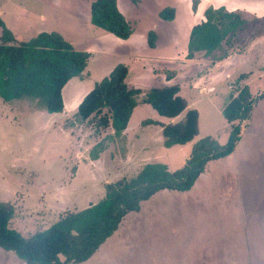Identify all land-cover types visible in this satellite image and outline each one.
Segmentation results:
<instances>
[{"label":"rangeland","instance_id":"1","mask_svg":"<svg viewBox=\"0 0 264 264\" xmlns=\"http://www.w3.org/2000/svg\"><path fill=\"white\" fill-rule=\"evenodd\" d=\"M83 2L68 0L60 4L68 9L70 4ZM32 4L34 0H0L1 18L18 40H28L43 30L58 31L65 40L82 47L97 28L101 36L105 33L99 27L75 30L79 18L63 8L58 21L50 18V24L41 25L37 10L42 3ZM245 17L248 23L235 34L236 47L264 31V15ZM103 43L102 49H94L95 67L108 66L118 54L111 50L114 42ZM133 50L123 52L122 58L120 53L121 61L127 62V55L138 51ZM248 57V65L240 71L252 68L254 77L264 66V51L258 54L251 50ZM261 79L264 77L252 79L254 91L263 85ZM234 81L233 77H223L214 90L204 93L183 89V96L199 109L198 136L211 135L220 144L227 141L229 125L221 111L230 94L229 83L233 86ZM253 97L255 102L257 96ZM148 108L152 112L137 114L128 132L121 134L97 127L99 115L79 121L72 113H47L29 98H0V200L13 205L9 227L29 236L47 228L62 214L97 202L105 194V183L132 177L144 164L162 163L168 170L180 167L189 156L192 142L173 144L165 161L155 160L153 152L160 154L158 148L163 146L162 129L159 124L136 120L144 115L162 122L168 118ZM186 109L178 114L177 121L183 119ZM263 109L264 103L258 106V112L264 115ZM250 122L242 121V130L247 125L251 129ZM259 135L248 143L250 152L243 153L242 144L236 153L208 161L188 191L163 189L141 201L138 212L125 216L120 236L105 240L97 254L75 264H264V135ZM195 136L191 139L194 142L200 138ZM106 144L98 158L90 161ZM178 150L186 152L184 159ZM140 214L145 222L143 217L138 219ZM0 264L26 262L0 247Z\"/></svg>","mask_w":264,"mask_h":264},{"label":"trees","instance_id":"2","mask_svg":"<svg viewBox=\"0 0 264 264\" xmlns=\"http://www.w3.org/2000/svg\"><path fill=\"white\" fill-rule=\"evenodd\" d=\"M196 3L197 0L192 1V8ZM173 13V8L166 7L159 16L170 19ZM90 15L93 25L119 38L126 39L131 34L115 0H94ZM245 15L229 12L223 7L206 9L205 20L191 29L187 57L203 52L205 56L221 59L236 50L240 45L233 47L232 44L238 30L248 23ZM0 24V98L4 101L29 98L48 113L61 112L62 87L70 78L82 77L90 54L75 49L55 31H42L28 40L18 41L1 21ZM153 37L150 32V45ZM127 72V66L118 63L82 97L73 116L85 121L99 115L95 121L97 127H109L115 133H121L138 102L137 95L142 92L140 88L127 87ZM245 76L241 73L235 79L233 93L237 94H229L222 109L223 117L229 122L225 144L205 135L193 143L189 157L179 168L171 171L162 163L144 164L132 177L105 183V194L97 202L64 213L47 228L26 237L9 227L14 208L11 203L0 200V247L15 252L26 264L82 263L117 229L126 213L139 209L141 201L163 189L189 190L208 161L231 154L240 139V124L250 117L254 101L248 85L241 83ZM178 91L177 84L152 87L144 91L141 101L161 116L175 117L187 107L185 98ZM147 123L157 122L148 118L142 122ZM161 127L165 146L188 142L198 133V111L187 108L183 119L161 124Z\"/></svg>","mask_w":264,"mask_h":264},{"label":"crops","instance_id":"3","mask_svg":"<svg viewBox=\"0 0 264 264\" xmlns=\"http://www.w3.org/2000/svg\"><path fill=\"white\" fill-rule=\"evenodd\" d=\"M66 1L68 0H34V4H36L37 2L42 3V6H39L41 9L37 10L40 24H50V18L55 22L58 21V16L62 15L60 9L63 8L62 4L60 3ZM83 1L84 2L82 5H77L76 3H74L68 5V9H63L67 10L68 12L71 11L79 18V25L75 30H77L78 28L79 30H82L83 28L86 30H95L96 26L91 23L90 15V5L93 0ZM192 1L193 0H115L119 12L122 14V16L125 18V20L130 26L131 34L128 38L122 39L102 29V32L105 33L101 36L99 33H97V31H100L97 28L96 32H94L91 36L87 37V40L83 43L82 47H78L77 45L71 43L75 49L78 48V50L87 51L90 55L87 61V66L82 72V77L74 76L70 78L62 87L61 98L63 100V109L61 112L54 113L63 112L65 115L67 113H72L71 115L73 116L78 104L83 99L82 97L85 96L86 93H88L94 87V84L96 82L100 81L103 77L107 76L118 63H124L128 68V72L125 77V83L127 87L140 88L142 90V92L136 97L138 102L133 108L131 115L127 121L126 127L122 130L121 134L128 132V130L131 128L130 125L136 119L137 114H139L140 116L143 112L147 113L151 111L148 108V106H151L148 103L141 101V97L144 95V91L149 88L177 84L179 86L178 94L181 97L185 98L183 96V89H192V91L196 89L195 91H197L198 93L209 92L215 89L214 87H216L218 81H220L223 77H225L226 79L229 77H233V79H236L241 73H245L246 76L244 77V80L241 83H246L247 85H249V91L252 97L257 96L256 101H253V107L251 109L250 117L248 118V122L253 121V125L250 126L251 129H248L247 125L246 128L242 130L243 125L240 124L241 136L238 142L236 143V146L232 153H236L238 149H240L238 147L242 144V149H244L243 153L245 150H248V152H250L251 147L249 146L248 148V143L250 144L253 139L260 136L259 133H262L264 135V115L258 112V106L264 103V79H261V81L263 82L261 88L259 86L257 87L260 88L259 91L258 89L254 91L251 86L252 79L253 81H256L257 79L264 77V66H261L260 71H256L254 73V77H251L253 74L252 68H248L247 71L240 70L244 65H248L247 63L249 59V51L256 50L258 54L264 51V31H261L259 34H255L251 37H248L246 41L241 46H239V48H236V50L234 49L233 51L228 53V55L221 59H213L208 55L205 56L203 52H195L194 57L189 58L187 57V52L191 29L193 26L205 20L206 9L211 7H223L229 12L238 11L253 16L255 18H261L264 15V0H197L195 8H192ZM166 7H171L174 10L173 16L170 19H163L159 16V12ZM52 12L53 14L51 15ZM0 21L4 24L1 15ZM1 32L2 26L0 24V35ZM10 32L11 34L13 33L12 31ZM150 32L154 34L152 45H150L148 42V34ZM13 38L15 37L13 36ZM104 41L114 42L113 48L111 50L112 52L118 54L115 55V60L108 66L98 65L95 67L94 60L96 58L97 53L94 49H102ZM235 42L236 41H233V47L235 46ZM118 48H120V50ZM133 49H138V51L127 55V62L121 61L120 53L122 58L124 56L123 52L135 51ZM144 51H147L148 54H145ZM131 64H133V66H131ZM94 71L97 73V75H94ZM135 71H137L138 75L134 73ZM84 73H86L85 77ZM230 83L229 87L232 90V92L230 90L231 94L233 93L234 84L232 86V84ZM65 91L68 93V99L64 97ZM235 94H237V92L233 93V95ZM185 100L187 102V107L193 106L192 108H194L192 102H190L187 98H185ZM228 100L229 98L227 99V102ZM196 110L198 111L199 122V109L197 108ZM257 113L261 115H259L258 117ZM177 116L166 117L168 118V121L166 120L165 122H162L159 118L145 117L144 115V117H139L136 121L142 124V122L148 118L152 119L153 121H156L157 123L155 125L159 124L158 126L161 127V124L177 121ZM255 117H258L259 119L255 120ZM224 120L229 125V122L225 118ZM259 121L260 123L257 124V122ZM198 135L199 132L198 134H196L195 137H200ZM189 142H192L190 146H188V149L190 148L191 150L194 140H191ZM189 142L186 143L189 144ZM162 143L163 146L158 148L160 154H156V151L153 152L155 156L157 155V158H155V160L158 159L159 161H165V157L168 158V151L170 148H172V146H165L164 141ZM175 145L176 144H174V146ZM105 146L107 147L108 145L106 144ZM103 150H101L99 154H97L96 158H98V156L101 152H103ZM179 152L180 158L184 159V157H186V152L182 150ZM149 155L150 154H148V157ZM187 158L185 159V161L187 160ZM94 159V157H90V161ZM145 201L146 200L142 201L141 203ZM136 212L138 211H130V213ZM130 213H126L122 217L117 229L107 239L111 238L112 236H120V227H122L124 220L127 218L125 216L129 215ZM142 217L143 216H141L140 214V216H138V219H141ZM143 220L144 222L146 221L144 217ZM153 227L154 223L152 224L151 230L153 229ZM148 231L150 230H147V232ZM97 250L91 256V258L98 253Z\"/></svg>","mask_w":264,"mask_h":264}]
</instances>
